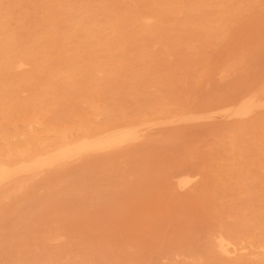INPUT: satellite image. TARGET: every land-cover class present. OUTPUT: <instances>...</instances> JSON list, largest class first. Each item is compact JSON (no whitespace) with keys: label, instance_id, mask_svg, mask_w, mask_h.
Wrapping results in <instances>:
<instances>
[{"label":"bare ground","instance_id":"1","mask_svg":"<svg viewBox=\"0 0 264 264\" xmlns=\"http://www.w3.org/2000/svg\"><path fill=\"white\" fill-rule=\"evenodd\" d=\"M166 3L0 0V213L13 225L28 199L93 189L99 177L120 181L131 164L140 174L156 160V165L164 162L162 155L147 152L162 149L155 145L158 140L170 148L181 146L184 137H201V148L176 156L172 169L163 166L158 175L168 192L185 188L180 201L203 213L202 229L151 253L144 251L142 235H153L147 245L160 241L149 219L135 229L134 249L125 251L108 223L85 222L90 214L81 217L85 228H79L78 216L26 224L19 230L29 239L18 236L14 243L3 240L5 217L0 264H264V67L256 78L245 77L237 85L218 83L222 90L204 98L167 95L153 106L142 102H155L143 89L129 95L130 107L105 106L95 91L75 90L109 76L93 71L177 68L179 62L153 59L148 47L159 43L168 52L169 45L181 41L190 47L196 41L217 43L229 38L230 25L239 21L162 19L169 12ZM205 57L210 59L208 53ZM231 58L222 60L221 74L243 66L241 56ZM209 75L191 71L180 77L199 83V76L207 81ZM57 85L72 90H56ZM68 99L81 106H64ZM219 118L224 121L216 122ZM124 158L133 161L126 164ZM68 161L80 167L99 164V175L86 166L67 168ZM89 199L97 200L98 192Z\"/></svg>","mask_w":264,"mask_h":264},{"label":"rangeland","instance_id":"2","mask_svg":"<svg viewBox=\"0 0 264 264\" xmlns=\"http://www.w3.org/2000/svg\"><path fill=\"white\" fill-rule=\"evenodd\" d=\"M126 1L121 0V2ZM166 7L169 12L162 19H239V21L230 25L229 38L221 39L217 43H199L196 41V44L190 47L181 41L169 45L167 47L168 52H164L159 43H154L148 47L149 54L153 59L159 60L160 64L166 60L173 65L179 62L177 68L173 66L162 67L159 70L93 71L97 75L109 76L83 82L75 90L95 91L105 106L115 104L130 107L134 103L129 95L136 89H143L150 96L155 97V102L147 100L142 102L153 106L157 104L160 98L167 95L177 99L180 95L204 98L206 93L215 94L214 91L222 90L216 86L218 83L226 81L232 86L237 85L245 77L256 78L260 69L264 67V21L256 20L264 19V0H167ZM245 21L247 22L245 23ZM205 53L210 55L209 60L205 57ZM230 56H232L231 60L241 56L244 62L243 66L232 73L224 72L221 74L218 67L222 60H227ZM188 59H192L193 65ZM183 63L186 64L185 69ZM191 71L197 75L201 72L210 73V75L207 81L199 76L197 79L200 82L198 83L192 81L195 79L194 77L188 76L184 82L180 76ZM138 75H141V78H136ZM54 88L56 90H72V88L58 85ZM68 97L71 95L68 94ZM64 106L76 107L81 106V104L68 99L66 104L64 101ZM158 108L160 107L157 106ZM223 121L222 118L216 119L218 123ZM155 130L156 128H153V131ZM156 137L161 138L162 134L157 133ZM181 141L183 142L181 146L173 145L170 148H165L161 144L162 140H158L155 145L160 144L162 149L147 152L162 155L164 159L162 165H156L160 162V160H156L153 165L138 174L135 171L139 166L136 164L129 166V164V170L125 171V176L120 181L108 183L105 181L107 178L99 177L93 189L73 192L80 194L83 198H76L72 195L73 193L62 192L57 196L52 195L49 200L38 196L34 199H28L17 212V221L13 225H11L12 218L10 216L0 213V225L6 217L5 225L2 228L7 232L4 234L3 240L7 243H14L20 241L17 239L18 236H21L22 240L29 239L19 230L29 223L42 226L46 224L48 218L57 217L53 221L57 223L60 219L66 221L76 216L79 217L77 218L79 228H85L83 227L86 225L85 222L90 225L108 223L116 230L118 241L125 251H128L129 248L133 250L136 246L137 234L135 229L148 224L146 219L151 220L152 231L160 243L147 245L149 236L153 237V235L143 234L142 245L145 246V252L164 251L163 245L166 242L184 239L196 234L205 223L203 213L198 210L190 211L191 203L180 201L183 193L186 192L185 188H180L176 192L174 190L168 192L161 176L158 175L163 166L172 169V163L178 160L176 156L188 154L194 147L201 148L203 144L201 137H184ZM200 152H204V150ZM124 159L126 164L133 161L132 158ZM223 163L225 168H231V162L226 156H224ZM66 164L67 168L75 167L78 170L80 167L78 161H68ZM83 165L87 167L88 171L99 175L100 171L96 168H100L101 165L91 166V163H83ZM77 170L73 171L74 174L77 173ZM80 178L83 179L81 176ZM94 190L98 192V199L90 201L89 197ZM87 214L91 215L89 221L80 222L82 221L81 217ZM186 219H190V221L187 222ZM12 236H16V238L13 239ZM159 245L160 248L156 249ZM159 255L162 256L160 260H166V257L163 256L164 253H159Z\"/></svg>","mask_w":264,"mask_h":264}]
</instances>
